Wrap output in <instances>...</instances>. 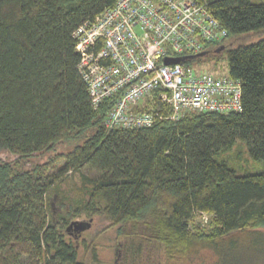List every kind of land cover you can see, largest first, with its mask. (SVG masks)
Segmentation results:
<instances>
[{"label": "trees", "instance_id": "1", "mask_svg": "<svg viewBox=\"0 0 264 264\" xmlns=\"http://www.w3.org/2000/svg\"><path fill=\"white\" fill-rule=\"evenodd\" d=\"M116 1L0 0V264H96L94 243L78 254L83 223L112 231L124 264H181L264 230V4L193 0L226 32L202 53L225 56L239 111L175 121L165 105L129 130L105 128L112 101L93 109L73 35ZM241 146L255 169L239 175Z\"/></svg>", "mask_w": 264, "mask_h": 264}, {"label": "built area", "instance_id": "2", "mask_svg": "<svg viewBox=\"0 0 264 264\" xmlns=\"http://www.w3.org/2000/svg\"><path fill=\"white\" fill-rule=\"evenodd\" d=\"M73 35L80 54L77 69L93 109L112 101L106 129L149 128L165 105L175 121L191 111L241 109L238 81L215 79L187 64L226 35L207 8L193 0H117ZM166 58L184 61L165 65ZM144 101L152 102L153 109H141Z\"/></svg>", "mask_w": 264, "mask_h": 264}, {"label": "rangeland", "instance_id": "3", "mask_svg": "<svg viewBox=\"0 0 264 264\" xmlns=\"http://www.w3.org/2000/svg\"><path fill=\"white\" fill-rule=\"evenodd\" d=\"M251 2L254 4H264V0H251ZM188 65L194 71L210 74L215 79H222L227 75V61L223 54L199 57L188 62ZM238 149L240 152V162L238 161L237 164H242L244 167L242 169L236 168L237 173L241 175L250 172L249 170H254L255 167H253L252 162L250 160L246 161L248 156L243 147H238ZM67 177L66 180L70 185V174H67ZM193 219L196 225L207 227L213 216L207 213H197ZM100 225V223H93V225H90L80 233V243L77 247L79 256L89 260L86 246L94 243L98 259L96 264H124L121 260L122 256H118L115 250L114 233L110 231L102 236H98L99 229L103 227ZM163 258L164 256L160 258V264H165ZM152 259L153 257H150V261L145 259L143 264H159V262H155ZM136 264H139V262ZM181 264H264V230L259 232L257 236L242 237L237 243L226 241L212 250L208 249L197 252L188 259H184Z\"/></svg>", "mask_w": 264, "mask_h": 264}, {"label": "water", "instance_id": "4", "mask_svg": "<svg viewBox=\"0 0 264 264\" xmlns=\"http://www.w3.org/2000/svg\"><path fill=\"white\" fill-rule=\"evenodd\" d=\"M203 55H204V53H201L199 56H203ZM183 61H184L183 58H173V59L166 58V59H164V64L165 65H171V64H177V63H180V62H183ZM89 226H90L89 223H83L81 225L76 226L74 228V231H76V232H82L85 229H87Z\"/></svg>", "mask_w": 264, "mask_h": 264}, {"label": "bare ground", "instance_id": "5", "mask_svg": "<svg viewBox=\"0 0 264 264\" xmlns=\"http://www.w3.org/2000/svg\"><path fill=\"white\" fill-rule=\"evenodd\" d=\"M202 53V52H201ZM201 53H199L198 55H195V56H192V57H189L190 60H194V59H197L199 57H203V56H199Z\"/></svg>", "mask_w": 264, "mask_h": 264}, {"label": "flooded vegetation", "instance_id": "6", "mask_svg": "<svg viewBox=\"0 0 264 264\" xmlns=\"http://www.w3.org/2000/svg\"><path fill=\"white\" fill-rule=\"evenodd\" d=\"M80 234H78L77 236H75V235H73V237H74V239H76L77 240V242H78V240H79V236Z\"/></svg>", "mask_w": 264, "mask_h": 264}]
</instances>
